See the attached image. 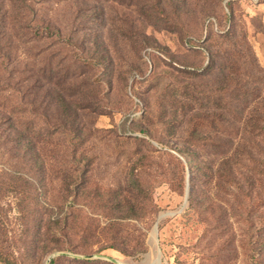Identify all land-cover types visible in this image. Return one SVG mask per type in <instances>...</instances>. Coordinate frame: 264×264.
Wrapping results in <instances>:
<instances>
[{
    "label": "rangeland",
    "instance_id": "rangeland-1",
    "mask_svg": "<svg viewBox=\"0 0 264 264\" xmlns=\"http://www.w3.org/2000/svg\"><path fill=\"white\" fill-rule=\"evenodd\" d=\"M262 77L264 0H0V115L5 128L35 138L45 168L32 172L0 149V212L16 240L26 237L17 211L24 193L30 225L34 210L38 222L69 225L66 250L23 254L18 264H264L261 188L240 197L238 211L227 185L191 209L196 169L180 152L193 147L195 162L216 165L227 150L217 131L246 128ZM139 159L151 212L120 222L98 196L125 193ZM75 166L87 170L84 181ZM182 177L183 196L173 189ZM68 184L88 192L74 198ZM114 224L121 246L141 242L146 252L97 253Z\"/></svg>",
    "mask_w": 264,
    "mask_h": 264
},
{
    "label": "trees",
    "instance_id": "trees-1",
    "mask_svg": "<svg viewBox=\"0 0 264 264\" xmlns=\"http://www.w3.org/2000/svg\"><path fill=\"white\" fill-rule=\"evenodd\" d=\"M213 63L216 64V60ZM260 82L263 85V89L264 77L261 78ZM250 92L252 95L255 93V91ZM258 92H260L259 89ZM258 99H261V102L257 104V107L250 110L244 130H231L226 128L217 131V138L222 142H227L223 144L227 150L223 153L222 158L216 165L195 162V159H198L200 154L193 147L180 149L183 155H191L194 169H196V176L193 175L189 182L190 191L188 201L191 209L201 204L204 205L205 200L210 204L214 190L222 191L225 188L224 185L234 190V195L232 194L235 198L236 205H234V211L243 209L240 203L242 205L244 201L240 197L247 198L256 192L258 193L259 187L261 188V197L259 199L264 204V96H258ZM62 103H64L63 106L67 109L64 99H62ZM226 115L225 113H220L218 115L219 121L227 120ZM4 121H7V118L4 115H0V149L8 153L10 158L15 159L18 165L24 166L32 172L44 170L40 147L35 138L12 125L10 128H5L3 126ZM72 163L76 165L77 161L74 160ZM78 164L80 163L78 162ZM142 167L143 160L139 159L130 169L127 175L125 193L117 194L113 198L108 199L98 196L99 208L101 207L102 211L110 213L117 221L143 220L151 212L149 206L154 201V195L140 177L139 172ZM181 167L185 170L183 163ZM72 173H76V180L84 181L87 170L83 169L79 171L75 166ZM199 181L202 183L200 191L198 190ZM173 189L180 195H185V179L182 177V181L178 184H173ZM66 191L77 199L83 197V195L85 196L88 192L85 184H68ZM23 196L17 203V211L22 219H24V230L22 232L26 236L24 239L16 240L10 236L9 221L6 222V218L0 212V264H18L19 256L23 254L31 257H37L38 255L45 257L51 253L66 250V246L70 244L67 241H62L64 229L69 227L68 224L63 229L62 222L59 221L52 222L50 220L44 223V221L39 220L40 222H38L37 217L39 213L37 210L32 212L34 214V220L36 221L32 225L29 224V216L31 213L27 214L26 208L29 202V195L27 194L26 196L24 193ZM201 196L205 197L202 203L200 202ZM6 212L8 213L9 211ZM117 229L116 224L106 229L113 234L107 238L97 253L112 249L120 252L124 256H137L138 254L146 252L141 242L137 248H132V250H129L130 248H127V246H121V244H124V241L119 236ZM86 245L87 250L82 253L86 258H89L96 244L92 242ZM262 250L264 251V238ZM75 261H81V264H111L90 259L80 261L75 259ZM58 262L59 260L53 259L50 261V264H58Z\"/></svg>",
    "mask_w": 264,
    "mask_h": 264
},
{
    "label": "water",
    "instance_id": "water-1",
    "mask_svg": "<svg viewBox=\"0 0 264 264\" xmlns=\"http://www.w3.org/2000/svg\"><path fill=\"white\" fill-rule=\"evenodd\" d=\"M186 196H187V199H188V197H189V189H187V195Z\"/></svg>",
    "mask_w": 264,
    "mask_h": 264
}]
</instances>
